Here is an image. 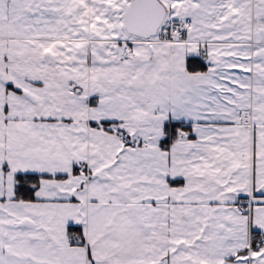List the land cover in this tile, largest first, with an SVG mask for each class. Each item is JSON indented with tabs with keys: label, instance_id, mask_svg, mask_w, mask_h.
I'll list each match as a JSON object with an SVG mask.
<instances>
[{
	"label": "snow or ice",
	"instance_id": "snow-or-ice-1",
	"mask_svg": "<svg viewBox=\"0 0 264 264\" xmlns=\"http://www.w3.org/2000/svg\"><path fill=\"white\" fill-rule=\"evenodd\" d=\"M0 264H264V0H0Z\"/></svg>",
	"mask_w": 264,
	"mask_h": 264
}]
</instances>
